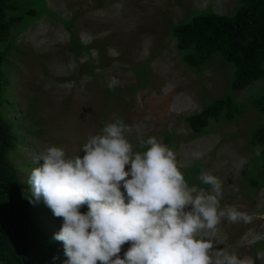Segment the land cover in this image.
<instances>
[{"label": "rangeland", "instance_id": "obj_1", "mask_svg": "<svg viewBox=\"0 0 264 264\" xmlns=\"http://www.w3.org/2000/svg\"><path fill=\"white\" fill-rule=\"evenodd\" d=\"M10 3L14 8H7L6 16L21 19L12 24L7 41L3 96L11 109L5 107L4 113L17 119L25 138L9 151L8 159L28 193V177L39 166L35 157L40 152L58 146L68 156H83L89 135L121 118L133 129L129 139L134 150H143L138 148V136H155L175 152L190 187L210 191L211 186L198 179L207 171L222 182L221 208L234 207L253 217L249 224L222 218L218 238L229 252L253 259L258 251L264 252V153L251 141L264 123L253 104L264 94V79L231 91L232 64L214 55L203 67H189L172 33L174 25L201 11L231 14L238 0ZM113 77L119 84L110 90L107 84ZM227 94L240 113L233 119H210L199 132L190 128L187 116ZM32 211L45 232L54 236L61 229L63 219L55 217L43 200L34 203ZM87 211L84 205L81 212ZM129 247L123 245L121 257ZM66 259L59 242L52 264H64ZM256 264L264 260L257 259Z\"/></svg>", "mask_w": 264, "mask_h": 264}, {"label": "clouds", "instance_id": "obj_2", "mask_svg": "<svg viewBox=\"0 0 264 264\" xmlns=\"http://www.w3.org/2000/svg\"><path fill=\"white\" fill-rule=\"evenodd\" d=\"M119 84L113 77L107 84ZM133 129L123 119L89 135L84 155L68 156L49 146L35 157L28 177L30 202L40 200L63 219L53 240L62 242L64 264H256V258L229 252L218 238L222 218L249 224L253 217L221 208V180L202 171L211 190L190 187L175 152L155 136L130 141ZM259 146L255 153L260 155ZM42 164H39L40 160ZM130 166V167H126ZM123 186L124 191H121ZM126 194V195H125ZM87 205L88 211L81 212ZM130 244L123 257V245ZM219 244L223 248L216 247Z\"/></svg>", "mask_w": 264, "mask_h": 264}, {"label": "trees", "instance_id": "obj_3", "mask_svg": "<svg viewBox=\"0 0 264 264\" xmlns=\"http://www.w3.org/2000/svg\"><path fill=\"white\" fill-rule=\"evenodd\" d=\"M7 8L14 5L10 0H0V264H52L59 242L34 221L31 194L8 159L9 151L24 143L25 134L19 132L17 119L4 113L5 107L11 109L3 96L7 87L3 67L10 52L7 41L12 24L21 19V15L6 16ZM172 33L189 67H203L214 55L232 64L231 91L264 79V0H238L231 14L195 13L174 25ZM253 104L264 116V94ZM238 113L240 108L227 94L213 99L185 120L199 132L210 119H233ZM251 141L261 146L264 153V123L253 132Z\"/></svg>", "mask_w": 264, "mask_h": 264}]
</instances>
